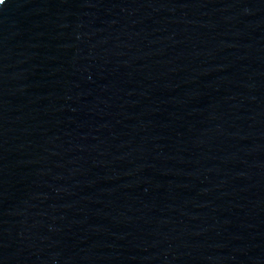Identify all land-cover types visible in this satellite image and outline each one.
<instances>
[{
    "label": "water",
    "instance_id": "95a60500",
    "mask_svg": "<svg viewBox=\"0 0 264 264\" xmlns=\"http://www.w3.org/2000/svg\"><path fill=\"white\" fill-rule=\"evenodd\" d=\"M0 264H264V0L0 4Z\"/></svg>",
    "mask_w": 264,
    "mask_h": 264
},
{
    "label": "snow or ice",
    "instance_id": "6c2138e0",
    "mask_svg": "<svg viewBox=\"0 0 264 264\" xmlns=\"http://www.w3.org/2000/svg\"><path fill=\"white\" fill-rule=\"evenodd\" d=\"M5 2V0H0V4H2V3H4Z\"/></svg>",
    "mask_w": 264,
    "mask_h": 264
}]
</instances>
